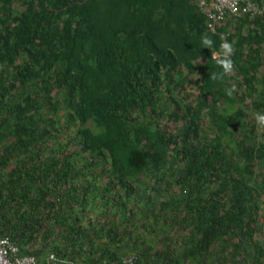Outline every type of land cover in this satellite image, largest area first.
<instances>
[{
  "label": "trees",
  "instance_id": "trees-1",
  "mask_svg": "<svg viewBox=\"0 0 264 264\" xmlns=\"http://www.w3.org/2000/svg\"><path fill=\"white\" fill-rule=\"evenodd\" d=\"M258 112L263 17L0 0V240L43 264H264Z\"/></svg>",
  "mask_w": 264,
  "mask_h": 264
},
{
  "label": "built area",
  "instance_id": "built-area-1",
  "mask_svg": "<svg viewBox=\"0 0 264 264\" xmlns=\"http://www.w3.org/2000/svg\"><path fill=\"white\" fill-rule=\"evenodd\" d=\"M200 10L208 20L209 29L215 32L218 27L223 25L226 19H239L246 15L257 16L264 15V9L249 3L248 0H195ZM227 35H223L226 41ZM215 55L214 58H218ZM220 58V57H219ZM60 260L51 255L47 264H57ZM0 264H43L35 258L21 257L20 250L9 238L0 240ZM129 264H135L133 260Z\"/></svg>",
  "mask_w": 264,
  "mask_h": 264
},
{
  "label": "clouds",
  "instance_id": "clouds-1",
  "mask_svg": "<svg viewBox=\"0 0 264 264\" xmlns=\"http://www.w3.org/2000/svg\"><path fill=\"white\" fill-rule=\"evenodd\" d=\"M195 1V0H194ZM249 1V3H251L252 5H254V6H256V7H258L256 4H254L251 0H248ZM196 2V1H195ZM259 8V7H258ZM200 9V8H199ZM260 10H262V9H264V8H259ZM200 12L202 13V14H204L201 10H200ZM205 16V15H204ZM206 17V16H205ZM245 17H249L250 19H255V18H257V17H263L264 18V15H262V16H260V15H257V16H251V15H246V16H244L243 18H245ZM243 18H239V19H243ZM238 19V18H237ZM206 20H207V18H206ZM227 20V19H226ZM225 20V21H226ZM207 27H208V29H209V25H208V20H207ZM221 27V26H220ZM220 27H218V29L220 28ZM210 30V29H209ZM211 31V30H210ZM217 31V30H216ZM215 31V32H216ZM211 32H213V31H211ZM215 32H213V33H215ZM222 38H223V36H222ZM201 43H202V46L203 47H207V48H211L212 46H213V40L211 39V38H209L207 35H205V36H203L202 38H201ZM221 51L220 52H218V53H215L213 56H215V55H219V57H222V55H224V59L223 60H218L217 61V63H218V65L220 66V67H222V69H223V72L219 75V78H221L222 79V77L224 76V75H226V74H228V73H231L232 71H233V61L231 60V58H230V54H231V52L233 51V49H232V46H231V44H229V43H227V41H224V43L223 44H221ZM219 57L218 58H214V59H219ZM218 77H217V75L216 74H213L212 75V77H211V79H217ZM235 91V87H232V88H230V89H228V90H226V95H228V96H231L232 94H233V92ZM255 119H256V122H257V124L259 125V126H262V127H264V112H258L257 114H256V117H255ZM51 256V254H49V256L47 257V259H46V261L49 259V257ZM55 256V255H54ZM57 258V257H56ZM130 260H133L134 262H135V264H137V261H136V259L135 258H132V259H130ZM130 260H128V262L126 263V264H129V261Z\"/></svg>",
  "mask_w": 264,
  "mask_h": 264
}]
</instances>
